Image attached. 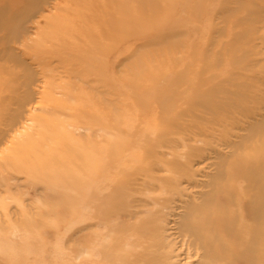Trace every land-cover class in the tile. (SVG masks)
<instances>
[{
    "label": "rangeland",
    "instance_id": "374dc122",
    "mask_svg": "<svg viewBox=\"0 0 264 264\" xmlns=\"http://www.w3.org/2000/svg\"><path fill=\"white\" fill-rule=\"evenodd\" d=\"M186 1L47 0L46 4H40L42 10L21 9L22 0L9 1L7 20L0 29V110L8 108L6 105L10 99L19 100L25 95V89L19 87L23 83V67L28 68L34 77L30 86L31 99L23 110L21 108L15 123L5 127V121L0 117V128L5 132L4 138L0 139V264H89L85 260H75V238L80 236V246L83 248L88 245L89 239L93 240L92 234L97 232L102 235V228L94 226L90 218V201L87 202L91 190L97 189L95 192L100 193V185H88L81 189L79 214L74 208L75 195L78 193H74L72 186L56 183L53 190L41 183L36 185L38 178L42 177L41 173L29 179L27 175L19 174L18 169L22 157L29 154L28 150L39 153L37 159L41 161L44 157L41 153L46 154L45 149L48 147V154L55 151L58 164L64 172L60 176L68 184L72 175L64 170L71 167V160L66 156L72 154L77 142L86 143L90 122L100 124L105 121L103 109L108 99H115L117 103L123 98V104H128L126 111H123L127 120L125 123L138 124L145 129L153 126L161 114L157 112L156 122L153 123L148 116L154 118L156 115L153 114L155 105L146 108L140 101L149 98L152 92L165 91L163 89H167L168 93H185V83L195 81L194 75L198 73H202L206 81L213 80L219 91L226 90L234 93L235 97L237 93L246 99L251 93L253 97H264V0H194L192 3L200 6L194 12L187 8L191 2L187 1V4ZM191 15L195 16L188 26L186 22ZM150 20L151 31L141 33V28L146 27ZM75 34L77 37L85 36L87 43H79ZM39 64L43 65L42 71ZM213 64H219V69H209ZM187 69L191 72L187 71L189 74L185 77ZM44 70L46 75L48 72L54 79L48 95L43 94V88L47 86ZM65 70L77 72L80 77L68 79L64 76ZM132 79H137V82L131 83ZM150 80L157 83L149 84ZM120 90L122 97L113 95ZM175 101L183 109L196 108L193 103L182 104L177 96ZM253 102L239 105L240 108H236L238 115L245 114L244 109L250 112L248 116L252 115L250 107H258ZM261 109L255 114L264 115ZM186 115L187 112L182 115L183 119L190 121L189 117H184ZM198 115L210 117L209 112H198ZM67 123L80 128V134L75 132L76 140L63 133L71 131L65 126ZM212 127L218 131L222 129ZM176 133L171 139L179 137L182 141L190 136L187 130ZM99 134L101 132L96 135ZM234 135L239 137L246 133L235 131ZM194 136V141L204 139L201 134ZM214 147L222 154L228 153L224 147L216 144ZM211 154L208 152L207 156L195 159H201V166L207 167V164L215 163L217 157ZM136 159L138 164H143L145 160ZM162 160L175 162L177 158L164 153L147 159L150 164L156 165ZM196 167L199 166L192 169ZM205 170L206 173H214L212 165ZM150 173L166 178L170 176L158 173L155 169ZM11 174L18 180H12ZM100 175L97 172L92 178ZM60 176L56 175L55 180ZM87 178L92 181L91 177ZM111 178L116 177L111 175ZM1 180H6L7 185L1 186ZM156 184L163 188L162 183ZM182 189L186 193L190 192L189 195L197 190L189 187L185 180L178 190ZM131 192L133 195L140 194L135 197L145 201L132 199L131 210L137 211L138 215L129 225L138 227L144 224L147 229L153 230L155 223H151V214H154L156 206L150 204L151 201L146 202L145 191ZM153 194L157 195L158 190ZM174 198V212L167 219V234L172 235L177 252H183L181 257L186 258L185 249L180 248L181 240L176 228L183 212L182 202L188 198ZM121 221L120 218L114 221L118 233L123 228L118 227ZM25 224H29L32 230L27 231ZM13 227L22 230L20 234L23 238L13 239L10 236L6 244L1 239ZM35 228H39L38 232ZM118 242L120 239L115 244ZM100 245L94 243L96 258L102 257L99 254ZM188 256L182 264L194 262L192 251Z\"/></svg>",
    "mask_w": 264,
    "mask_h": 264
},
{
    "label": "bare ground",
    "instance_id": "6f19581e",
    "mask_svg": "<svg viewBox=\"0 0 264 264\" xmlns=\"http://www.w3.org/2000/svg\"><path fill=\"white\" fill-rule=\"evenodd\" d=\"M9 1L0 0V29L7 20ZM46 1L22 0L21 9L42 10L41 5L46 4ZM187 1L191 2L189 6ZM187 1L186 6L191 9V12L200 7L198 3H192L194 0ZM147 3H151V0H147ZM194 16L191 15L187 19L186 25L191 24V18ZM57 18H59L58 15ZM151 24L150 20L146 23V27L141 28L143 30L141 33L150 32ZM75 35L77 37V34ZM77 40L79 43H87L85 36L77 37ZM39 65L42 71L43 65ZM218 66L220 65L213 64L209 69L214 70L216 67L219 69ZM22 69H24L23 83L16 87L25 89V95L19 100L10 99V103L6 105L8 108L0 110V117L5 121V127L15 123L20 116L21 108L23 110L24 105L31 99L30 86L34 76L32 77L33 73L31 74L28 68ZM187 71L191 72L187 69L185 77L189 74ZM44 72L46 75L45 70ZM64 76L68 79L80 77L77 72L71 70H65ZM46 77L47 86H44L43 94L48 95L51 93L54 79L48 72ZM194 77L195 81L184 85L185 93L182 94L186 96L185 98L180 93H168L167 89H163L165 91L152 92L149 98L140 101L146 108L148 105H155L153 114L156 113V115L154 118L148 116L153 123L156 122L157 112L161 114L157 122L149 128L144 129L138 124L125 123L127 120L124 118L123 111H126L128 104H123V98L117 103L115 99H108L103 109L105 121L100 124L90 122L87 127L89 135L85 139L86 143L77 142L72 148V154L66 156L71 160V167L66 170L63 168L72 175L68 184L60 176L64 172L58 164L55 151L48 154L47 147L46 154L41 153V156H44L41 161L37 159L39 153L29 150V154L26 153L22 157L19 174L23 173L29 179L37 173L42 174V177L36 181V185L41 183L53 189L56 183L58 185L62 182L63 185L72 186L74 193H78L75 195L74 208L79 214L81 212L78 199L81 196V189L88 185H100V193L95 192L97 189L91 190V197L88 195L87 202L90 201V218L94 221V226L102 228V235L97 232L92 234L93 240L89 239L88 245L83 248L80 246V236L75 238L74 256L77 262L85 260L89 264H182V261L189 258V252L192 251V257L195 260L191 264H264V115L255 114L260 112L261 108L264 111V103H262L264 97H253L251 93L247 97L250 99L248 101L239 93L235 97L234 93L226 90L219 91L214 81H206L202 73ZM130 82L136 83L137 79H132ZM148 82L149 84L157 83L154 80ZM113 95L122 97L123 93L120 90ZM175 96L182 104L193 103L196 108L191 110L179 107L176 105ZM252 101L258 105V107H250L252 115L248 116L250 112L247 109H244L245 114L238 115L236 108L239 109V105ZM260 103L261 106H259ZM186 112L187 115L184 117H189L190 121L182 117ZM198 112H209L210 117L200 116ZM165 120L170 122L167 123ZM141 122L144 123L143 120ZM65 126L71 129V131L63 132L65 136L76 140L75 132L80 134V128H74L76 126L69 123ZM212 126L222 127V129L218 131ZM83 128L87 131L86 127ZM194 129L196 130L193 131ZM59 130H61L60 127ZM180 130H187L190 136H186V139L182 141L179 137L171 139V136H176V132ZM233 131H245L246 135L235 137ZM98 132H101V135H96ZM216 132L219 134H215ZM197 134L203 135L204 139L194 141V135ZM4 136L5 132L3 128H0V139ZM232 139L237 140L232 141ZM48 142L50 143L51 139ZM215 144L218 147H224L228 153L223 155L219 149H215ZM179 149L182 152H177ZM206 152L217 157L215 163L202 167V161H199L201 159L195 158L207 156ZM164 153L174 155L177 161L162 160L157 165L150 164V160L147 161L151 156L164 155ZM131 156L134 158L132 161ZM136 158L145 159L144 163L138 164ZM27 161L29 162L26 164ZM196 165L199 167L193 170L192 167ZM211 165L214 173H206L205 169H209ZM154 169L158 173H166L170 176L166 178L150 173ZM97 172L101 173L100 177L93 179V175ZM56 175H59L61 180L60 177L55 180ZM111 175L116 178L110 179ZM11 176H13L12 180H18L14 175L11 174ZM87 177H91L92 181L90 182ZM183 180L192 189H197L192 192V195H189L190 192L186 193L185 189L178 190ZM1 181V186L7 185L6 180ZM156 183H162L163 188ZM139 190L146 192L143 193L147 196L146 202L151 201L150 204L156 206L154 214H151V223H155L153 230L147 229L144 224L138 227L129 225L138 215L137 211L131 210L132 199L134 198L137 202L145 201L135 197L140 194L130 193V191L138 193ZM157 190L159 196L153 194ZM174 197L188 198L186 202H182L183 212L176 228V234L181 240L180 248L185 249L186 258L181 257L183 252H177L172 235L167 234V219L174 212ZM92 210H94L93 213ZM118 218L122 220L118 227H123L119 233L114 225L115 219ZM25 226L27 231L32 230L29 224ZM35 229L38 232L39 228ZM20 231L22 232L13 227L1 240L7 244L10 236L13 239H22L23 235ZM37 237L39 240L38 234ZM118 239L120 242L115 244ZM94 241L101 244L99 251L101 258H96ZM17 244L22 245L21 242ZM184 264L187 263L184 262Z\"/></svg>",
    "mask_w": 264,
    "mask_h": 264
}]
</instances>
